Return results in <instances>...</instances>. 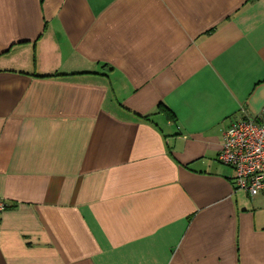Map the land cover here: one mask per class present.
Wrapping results in <instances>:
<instances>
[{
	"label": "crops",
	"instance_id": "0c3cea01",
	"mask_svg": "<svg viewBox=\"0 0 264 264\" xmlns=\"http://www.w3.org/2000/svg\"><path fill=\"white\" fill-rule=\"evenodd\" d=\"M241 110L264 0H0V264H264Z\"/></svg>",
	"mask_w": 264,
	"mask_h": 264
},
{
	"label": "built area",
	"instance_id": "2783aa9c",
	"mask_svg": "<svg viewBox=\"0 0 264 264\" xmlns=\"http://www.w3.org/2000/svg\"><path fill=\"white\" fill-rule=\"evenodd\" d=\"M217 161L234 172L236 190L264 199V115L252 116L241 110L223 134ZM7 207L0 199V214Z\"/></svg>",
	"mask_w": 264,
	"mask_h": 264
},
{
	"label": "trees",
	"instance_id": "16d2710c",
	"mask_svg": "<svg viewBox=\"0 0 264 264\" xmlns=\"http://www.w3.org/2000/svg\"><path fill=\"white\" fill-rule=\"evenodd\" d=\"M163 112H165L167 114V117L170 118V114H169V111L167 110V108H163Z\"/></svg>",
	"mask_w": 264,
	"mask_h": 264
}]
</instances>
